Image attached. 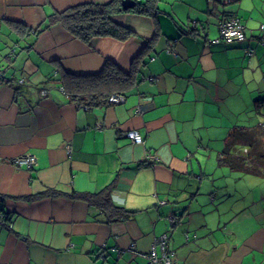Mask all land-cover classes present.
Instances as JSON below:
<instances>
[{
	"label": "crops",
	"instance_id": "obj_1",
	"mask_svg": "<svg viewBox=\"0 0 264 264\" xmlns=\"http://www.w3.org/2000/svg\"><path fill=\"white\" fill-rule=\"evenodd\" d=\"M110 1L0 0V264H150L163 234L180 264H264V0H154L149 15L120 1L123 41L45 27ZM231 15L245 40L211 42ZM107 61L134 81L85 109L61 74Z\"/></svg>",
	"mask_w": 264,
	"mask_h": 264
},
{
	"label": "trees",
	"instance_id": "obj_2",
	"mask_svg": "<svg viewBox=\"0 0 264 264\" xmlns=\"http://www.w3.org/2000/svg\"><path fill=\"white\" fill-rule=\"evenodd\" d=\"M120 1L121 0H111L105 4L84 3L70 6L63 11L54 13L48 17L45 22V27L58 24L75 38L84 42H88L90 39L97 37H111L123 41L131 35V32L126 27L115 23L111 19V14L118 10L117 7L113 6ZM153 1L154 0H148V3L146 4L136 2L133 10L138 14H152ZM145 52L146 50H143L133 60V68L141 63ZM247 52L248 51L246 50V55H248ZM133 81L134 71L125 74L108 61L99 73L87 76H76L62 73L59 79V83L62 85L64 91H66L67 95L71 99H77L82 102L81 105L85 109L90 105L108 103L107 100L111 94L121 93L129 88ZM44 92L45 91H43V93ZM128 139L133 143L130 138ZM227 149L228 146L225 151ZM76 198L92 202L96 199L95 196L86 194L77 195ZM107 200L108 199H104L103 202H101V206H104ZM0 221L5 226L10 222V214L5 212L1 206Z\"/></svg>",
	"mask_w": 264,
	"mask_h": 264
},
{
	"label": "built area",
	"instance_id": "obj_3",
	"mask_svg": "<svg viewBox=\"0 0 264 264\" xmlns=\"http://www.w3.org/2000/svg\"><path fill=\"white\" fill-rule=\"evenodd\" d=\"M140 2L141 0H135ZM260 28H264L260 26ZM218 35L215 39H212L211 42L218 43H235L243 42L245 40V28L241 24L240 20L234 16H228L227 18L222 19L217 26ZM248 55L252 52L247 50ZM22 82V80H20ZM109 104H121L124 101V95L121 93H113L108 97ZM126 136L132 140L133 143H141V137L137 136L134 131H127ZM17 165L25 164L30 167L35 163L34 156H24L20 159L15 160ZM187 238V237H186ZM134 244L130 245V248H133ZM159 251V253H158ZM173 253L167 249V236L165 234L160 235L152 243L149 251L143 255V257L150 264H180L173 260Z\"/></svg>",
	"mask_w": 264,
	"mask_h": 264
},
{
	"label": "water",
	"instance_id": "obj_4",
	"mask_svg": "<svg viewBox=\"0 0 264 264\" xmlns=\"http://www.w3.org/2000/svg\"><path fill=\"white\" fill-rule=\"evenodd\" d=\"M135 5L134 0H121V9H129Z\"/></svg>",
	"mask_w": 264,
	"mask_h": 264
},
{
	"label": "rangeland",
	"instance_id": "obj_5",
	"mask_svg": "<svg viewBox=\"0 0 264 264\" xmlns=\"http://www.w3.org/2000/svg\"><path fill=\"white\" fill-rule=\"evenodd\" d=\"M263 10H264V8H263ZM262 16L264 17V12L262 13Z\"/></svg>",
	"mask_w": 264,
	"mask_h": 264
},
{
	"label": "clouds",
	"instance_id": "obj_6",
	"mask_svg": "<svg viewBox=\"0 0 264 264\" xmlns=\"http://www.w3.org/2000/svg\"><path fill=\"white\" fill-rule=\"evenodd\" d=\"M134 2L136 3V1L134 0Z\"/></svg>",
	"mask_w": 264,
	"mask_h": 264
}]
</instances>
